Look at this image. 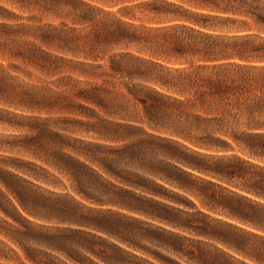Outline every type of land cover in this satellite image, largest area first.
<instances>
[{"label": "trees", "instance_id": "obj_1", "mask_svg": "<svg viewBox=\"0 0 264 264\" xmlns=\"http://www.w3.org/2000/svg\"><path fill=\"white\" fill-rule=\"evenodd\" d=\"M8 1L0 264H264V0Z\"/></svg>", "mask_w": 264, "mask_h": 264}, {"label": "rangeland", "instance_id": "obj_2", "mask_svg": "<svg viewBox=\"0 0 264 264\" xmlns=\"http://www.w3.org/2000/svg\"><path fill=\"white\" fill-rule=\"evenodd\" d=\"M0 5L9 9L10 11L14 12L16 15H19L23 18H29V17H42L43 21L46 22H53V23H58L59 19L53 18V16L50 15H45L43 16L40 12L36 10H31L29 9H20L18 6L11 5L8 0H0ZM66 23H70L68 20H65ZM35 75H38L36 72H34ZM46 81H49L50 79H44ZM11 133L12 131H8L4 127H0V133Z\"/></svg>", "mask_w": 264, "mask_h": 264}]
</instances>
